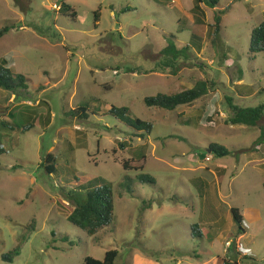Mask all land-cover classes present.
<instances>
[{
  "label": "rangeland",
  "instance_id": "1",
  "mask_svg": "<svg viewBox=\"0 0 264 264\" xmlns=\"http://www.w3.org/2000/svg\"><path fill=\"white\" fill-rule=\"evenodd\" d=\"M63 2L75 18L59 10ZM193 7L194 0H31L24 12L15 0H0V28L14 26L0 37V63L6 58L29 85L20 93L0 88L7 150L0 156V264H82L111 249L119 252L115 264H216L220 257L264 264V119L259 126L225 122L227 96L241 107L264 105V53L250 52L264 0L202 4L204 24ZM216 10L224 14L214 42ZM172 39L191 44L195 65L177 76L148 72ZM201 79L210 89L191 105L169 111L145 104L146 96ZM92 98L96 113L88 119L69 115ZM112 105L153 122L152 133L134 135L108 113ZM213 144L231 154L214 157ZM141 173L155 184L141 183ZM94 178L113 184L116 219L90 236L68 215ZM19 245L13 261L4 259Z\"/></svg>",
  "mask_w": 264,
  "mask_h": 264
},
{
  "label": "trees",
  "instance_id": "2",
  "mask_svg": "<svg viewBox=\"0 0 264 264\" xmlns=\"http://www.w3.org/2000/svg\"><path fill=\"white\" fill-rule=\"evenodd\" d=\"M221 0H194V7L192 12L195 15L196 21L199 24H204L206 18V11L202 7L205 4L207 7L217 9ZM16 4L24 11L27 12L30 9L31 0H15ZM60 11L64 13L71 12L73 18L76 17V12L70 4L63 2L60 5ZM224 11L216 10L214 16V23L211 24L212 34L214 36L213 41L220 34L221 25L223 21ZM96 22L99 20V13L95 14ZM14 26L7 25L0 28V37L8 33ZM196 38V33L192 34ZM174 37V36H172ZM191 44H185L183 46L177 45L172 39L167 46L160 50L154 59V66L148 72H160L170 73L177 76L183 69L189 68L195 65L194 58L192 56ZM250 52L252 54L264 53V21L256 27L251 34ZM213 82L212 84H214ZM211 82L209 80H198L193 88L185 89L176 93H157L154 96H146L144 101L148 107L157 108L161 110L174 111L180 106L191 105L198 99L206 95L210 89ZM0 88L12 91L13 93H20L24 90H28V78L21 73H17L11 66H8V60L4 58L0 63ZM92 98L89 101L79 104L75 109L69 112V115L79 117L81 119H88L90 116V105ZM227 102L231 110V115L225 120L227 124L233 125H247V126H259L264 119V105H258L256 107H241L234 103L233 97L227 96ZM3 106L0 104V112ZM96 113L95 111H90ZM108 113L119 119L128 127L134 129L133 134L138 137H144L150 135L154 129V123L144 120L140 117L133 115L130 107L128 106H116L112 105L108 110ZM181 115V114H180ZM5 123V122H3ZM260 127V142H264V126ZM32 128L28 126L25 131ZM125 144H122L124 147ZM214 157H226L231 154V151L220 144H213L210 146ZM6 147L0 143V156L6 154ZM55 157L52 154H48L46 157V170L49 173H53L56 169ZM124 167L130 169L129 161L124 162ZM126 186L128 193H134L133 179L126 177ZM137 179L141 183H153L155 184V178L141 173L137 176ZM129 181V183H128ZM205 182H202L200 186L203 187ZM86 189V197H82L80 201H77V206L68 215V220L75 226L83 229L90 236H95L104 227L113 225L115 215V196L114 187L111 182L104 178H94L83 185ZM147 205L151 206V203ZM232 214L239 227V231L244 233L243 218L239 214L237 208L232 209ZM199 224L193 226L194 229L200 230ZM73 244V242H72ZM21 251L20 245L15 247L10 253L4 255V259L7 261H13L16 255H19ZM118 250L111 249L106 251L104 259L99 260L88 256L85 258L82 264H115L118 257ZM216 264H242L237 260H230L225 257L217 259Z\"/></svg>",
  "mask_w": 264,
  "mask_h": 264
},
{
  "label": "crops",
  "instance_id": "3",
  "mask_svg": "<svg viewBox=\"0 0 264 264\" xmlns=\"http://www.w3.org/2000/svg\"><path fill=\"white\" fill-rule=\"evenodd\" d=\"M181 107V106H180ZM192 111V109H190V111H188V112H191Z\"/></svg>",
  "mask_w": 264,
  "mask_h": 264
},
{
  "label": "built area",
  "instance_id": "4",
  "mask_svg": "<svg viewBox=\"0 0 264 264\" xmlns=\"http://www.w3.org/2000/svg\"><path fill=\"white\" fill-rule=\"evenodd\" d=\"M59 8V7H58Z\"/></svg>",
  "mask_w": 264,
  "mask_h": 264
}]
</instances>
